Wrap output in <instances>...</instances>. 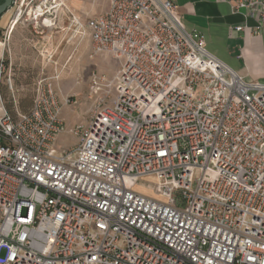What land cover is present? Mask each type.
Returning a JSON list of instances; mask_svg holds the SVG:
<instances>
[{
  "label": "built area",
  "instance_id": "built-area-1",
  "mask_svg": "<svg viewBox=\"0 0 264 264\" xmlns=\"http://www.w3.org/2000/svg\"><path fill=\"white\" fill-rule=\"evenodd\" d=\"M44 3L39 26L55 27L63 4ZM232 10L264 32V0ZM72 22L118 68L72 150L55 144L50 79L28 112L0 115V264H264V83L210 55L172 0Z\"/></svg>",
  "mask_w": 264,
  "mask_h": 264
},
{
  "label": "rangeland",
  "instance_id": "rangeland-1",
  "mask_svg": "<svg viewBox=\"0 0 264 264\" xmlns=\"http://www.w3.org/2000/svg\"><path fill=\"white\" fill-rule=\"evenodd\" d=\"M44 1L14 0L11 14L16 27L9 37L0 33L4 60V70L0 74V115L6 112L16 119L28 112L36 95L37 81L50 79L62 104L61 118L65 126L55 144L72 150L79 136L70 131L87 125L99 100L106 96L105 81L113 78L118 64L110 56L94 54L89 33L72 22L75 18L84 24L101 13L84 15L81 11L74 12L60 0L63 7L57 12L55 27L43 28L39 26L40 17L48 7ZM105 1L95 0L96 11L106 4ZM43 18L46 22L47 18ZM263 57L257 62L261 74H264ZM110 99L112 96H108L105 103H110ZM153 184V180L144 179L136 190L152 197ZM175 197L181 199L179 194Z\"/></svg>",
  "mask_w": 264,
  "mask_h": 264
},
{
  "label": "crops",
  "instance_id": "crops-1",
  "mask_svg": "<svg viewBox=\"0 0 264 264\" xmlns=\"http://www.w3.org/2000/svg\"><path fill=\"white\" fill-rule=\"evenodd\" d=\"M68 9L84 15L102 13L95 9V0H61ZM177 19L188 32L204 38L207 52L238 73L247 82L264 83L258 61L264 56V34L255 33V22L247 20L243 10H232L233 0H172ZM1 3V2H0ZM12 8L0 18V33L9 37L16 24ZM12 22V23H11ZM264 58V57H263Z\"/></svg>",
  "mask_w": 264,
  "mask_h": 264
},
{
  "label": "water",
  "instance_id": "water-1",
  "mask_svg": "<svg viewBox=\"0 0 264 264\" xmlns=\"http://www.w3.org/2000/svg\"><path fill=\"white\" fill-rule=\"evenodd\" d=\"M14 0H2L0 3V18L12 7Z\"/></svg>",
  "mask_w": 264,
  "mask_h": 264
},
{
  "label": "bare ground",
  "instance_id": "bare-ground-1",
  "mask_svg": "<svg viewBox=\"0 0 264 264\" xmlns=\"http://www.w3.org/2000/svg\"><path fill=\"white\" fill-rule=\"evenodd\" d=\"M43 17V16H42ZM40 19H41V17H40ZM39 19V20H40ZM1 53H2V44L0 43V57H1ZM153 194V197L155 196V194H154V192L152 193Z\"/></svg>",
  "mask_w": 264,
  "mask_h": 264
},
{
  "label": "trees",
  "instance_id": "trees-1",
  "mask_svg": "<svg viewBox=\"0 0 264 264\" xmlns=\"http://www.w3.org/2000/svg\"><path fill=\"white\" fill-rule=\"evenodd\" d=\"M0 2H2V0H0Z\"/></svg>",
  "mask_w": 264,
  "mask_h": 264
}]
</instances>
